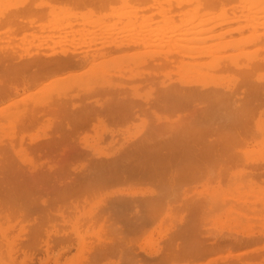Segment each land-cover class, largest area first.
<instances>
[{
  "label": "bare ground",
  "instance_id": "obj_1",
  "mask_svg": "<svg viewBox=\"0 0 264 264\" xmlns=\"http://www.w3.org/2000/svg\"><path fill=\"white\" fill-rule=\"evenodd\" d=\"M63 1L77 7L93 3L97 9L117 2L121 7L119 11L114 9L119 12L115 14L122 21L116 25V18L112 22L107 20L114 22L112 25L99 15L88 13L81 16L67 9L56 10L52 6L45 11L41 9L43 2L39 0H0V25L8 32L3 39L4 43H0V103L17 94L20 89L18 85L24 88L37 78L87 65L83 71L80 69L82 72L78 70V75H74L77 73L74 72L70 80L66 76L62 78V74V79L59 77L61 80H56L51 89L36 97L31 96L33 98L29 100H22L23 96L13 97L0 106V129L4 119L16 121L23 129L46 115L49 118L52 115L55 119L52 134L46 139L33 141V155L24 153L20 157L22 164L29 168L28 174L20 170L18 164L9 161L8 157V148L11 152L16 145L22 146L24 136L18 137V144L15 145L12 141L15 137L11 139L13 135H10V141L6 138L8 146L3 143L6 140L0 138V193L20 200L16 204L13 202L4 206L6 202L3 197L0 200V218L7 219L11 213L18 221L24 220L28 226L25 230L28 237L23 245L34 247L42 241L45 255L38 258V264H46L49 256L56 260L61 253L59 250L49 253L52 244L71 242L67 232L59 234L54 231V224H50L52 230L44 226L51 214L59 216L60 222H65L64 210L77 209L79 203L72 199L69 205L64 202L66 194L93 193V190L111 183L149 182L154 189H147L140 196L135 190L111 191L117 195L101 204L99 210L93 213L95 215L87 213L90 222L87 223L85 218L83 220L88 228L98 223L96 226L101 228L100 233L106 230L110 234L105 239V232V236H101L104 240L99 244L95 242V249L91 245L93 239L89 241L92 246L88 244L89 248L94 249L92 256L86 258L90 264L106 258L115 250L120 255L128 256V251L122 249L129 241V238H124V233L143 227L149 222V217L154 216L163 206L169 219L173 217L174 206L178 213V225L169 230L162 247L147 253L146 264H164L177 260L189 264H212L217 260L219 262L216 264H262L264 256L259 248H264V242L262 245H256V242L264 240V184H258V181L264 182V151L257 150L260 152L258 156H250L240 151L238 154L239 146L236 153L229 150H236V145L247 143V139L255 140L256 134L262 136L264 141V74L257 72L264 68V0ZM234 1L236 5L239 4L240 12L236 5L232 10L230 6L228 8L227 5ZM151 2L157 6H150ZM131 3L143 4V9L139 10ZM149 6L156 9L158 12L155 14L159 15L147 13L149 17L145 16L146 11L143 10ZM41 16L50 20L47 26L53 21L48 26L50 30L45 25L46 32L50 34L47 32L45 40L36 42V46L30 48V43L24 44L23 40L27 34L34 35L35 31L45 30L37 24ZM77 16L81 17L78 19ZM76 19H82V22L77 24L81 26L74 28ZM105 21L107 24L103 23ZM16 33L20 35L14 38ZM67 33H71L70 38L67 36L69 40L66 38ZM53 36L57 38L53 39ZM12 38H19V43H15ZM47 39L52 40L53 45L47 44ZM249 44L259 47L251 51L247 48ZM118 57H123V60L119 62ZM125 57L129 58L128 61ZM205 57L206 61L200 60ZM171 65L178 69V79L171 81L169 73L165 72L162 73L163 79L158 80L162 72L158 70L159 67L167 68L165 66ZM221 71H232L236 75L231 78V82L229 78L230 83H224L215 75ZM67 75L69 77V73ZM143 85L147 92L141 94L138 88ZM159 111L163 115L160 116ZM137 112L149 114L155 120L145 121L147 128L138 136H133L134 139L121 138L119 145L111 147L109 152L94 151L91 155L95 158L84 165L87 166L86 170L79 172L70 181H64L57 175L61 169L54 171L55 162L53 164L52 160L50 164V157L55 154L53 152L57 147L67 141L66 137L76 135L93 119L100 123L111 121L117 124L134 116L139 117ZM141 119V122L145 120ZM61 151L65 156L67 152L64 147H61ZM241 156L242 164L252 166V169L230 171L232 161L237 162ZM44 163L48 165L47 170L38 171L37 166ZM4 172L5 176L2 175ZM48 175H54L51 184L46 182ZM244 175L247 176L245 180L241 179ZM198 180L202 181L204 190L191 186V183ZM222 180L226 183L225 190L221 186ZM210 181L217 183L213 191L208 187ZM9 183L13 185H7ZM179 188L183 197L173 205ZM188 190L192 193L191 198L187 196ZM43 194L47 197L44 198ZM82 200L84 203L86 199ZM210 217L219 224V229L214 232L207 230L205 224L211 223L208 219ZM79 221L82 219L76 217L73 235L79 247H83L89 238L86 235L97 234L94 233L95 229H92L93 233L90 229L81 233L76 226ZM2 231L0 225V233ZM41 234L45 235L43 240H40ZM4 245H7L4 249L9 255L14 253L11 242H5ZM231 248L237 250L232 252ZM221 250L227 252L220 255L217 253L216 257L210 256L212 259L208 260V257L206 262L197 261ZM30 255L28 259L31 260ZM258 257L262 259L261 262L255 260ZM21 264L28 263L23 260Z\"/></svg>",
  "mask_w": 264,
  "mask_h": 264
},
{
  "label": "rangeland",
  "instance_id": "obj_2",
  "mask_svg": "<svg viewBox=\"0 0 264 264\" xmlns=\"http://www.w3.org/2000/svg\"><path fill=\"white\" fill-rule=\"evenodd\" d=\"M41 1L43 2L42 4H41V9H44L45 11L47 10V9H49V8H54V9H58V10H61V11H64L65 9H67V10H69L70 12H72V13H75V14H88V13H92V14H94V15H99L100 16V18L102 17H104V20H111V22H112V19H113V21H115L119 16L117 15V14H115V13H119V12H117V11H119L120 9H118V8H120L121 6H120V4L119 3H117V2H112V4H107V5H105L102 9H97V7H95V6H97V5H95V4H93V3H88V4H86V5H78V7L77 6H75V5H72V4H70L68 1H63V0H39V2L41 3ZM56 1V3H54ZM64 2V3H63ZM68 2V3H67ZM158 2V1H157ZM156 2V3H157ZM58 3V4H57ZM62 3V4H61ZM155 3V4H156ZM232 3H235V4H233L232 5ZM231 3V5L230 4H228L227 6H228V8H230L231 10H232V7L234 8V5H236V2L234 1V2H232ZM50 4V5H49ZM134 7H137V8H139V10L140 9H143V4H133V3H131ZM154 4V3H153ZM48 5V6H47ZM69 5H70V7H69ZM45 6V7H44ZM52 6V7H51ZM72 6H73V8H72ZM85 6V7H84ZM150 6H152V7H154V6H157V5H152V2H151V5ZM150 6H149V8H146V10H143L144 12L146 11V13H145V16H147V17H149L148 16V14L147 13H149V14H151V13H153V15H159V14H155L156 12H158V11H155L156 9H154V8H150ZM226 6V7H227ZM230 6V7H229ZM237 6V9H238V12H240V9L238 8V6H239V4H237L236 5ZM75 7V8H74ZM81 7V8H80ZM72 8V9H71ZM79 8V9H78ZM85 8V9H84ZM157 8V7H156ZM112 9L114 10H117L116 12H115V10L114 11H112ZM229 9V10H230ZM237 9H236V11H237ZM124 11V10H123ZM142 11V10H141ZM141 11H140V13H141ZM114 13L113 15H115L114 17H113V15H112V13ZM144 12H142L143 13V15H144ZM108 13H110V14H108ZM216 13V12H215ZM106 14V15H105ZM147 14V15H146ZM229 15H230V13H228ZM105 15V16H104ZM108 15V16H107ZM117 15V16H116ZM46 16V15H45ZM45 16H41L38 20H39V22H37V24L39 25V27L40 26H43L44 28H45V30H42V31H35L34 33V35H29V34H27L25 37H26V39L25 40H23V41H25L24 42V44H29L30 43V48H33L34 46H36L35 45V43L36 42H40V40H43L44 38L46 39L47 37V32L50 34V32L49 31H47L46 32V30L47 29H49V25H51L52 24V22L53 21H51V24H49L48 26H47V24L48 23H50V20H48V18L47 17H45ZM82 16V15H81ZM81 16H79V17H81ZM44 17V18H43ZM79 17L77 16V18L79 19ZM106 17H109V18H106ZM150 17L152 18V16L150 15ZM154 17V16H153ZM106 18V19H105ZM116 18V19H115ZM155 18H158L159 19V17H155ZM154 18V19H155ZM78 19H76L77 21H75L76 22V24H75V26H74V28L75 27H77V26H81V25H77V24H79L80 23V21L82 22V19H80V21L78 20ZM87 19V18H86ZM115 19V20H114ZM153 19V20H154ZM103 19H101V21H102ZM121 19L119 18V19H117L115 22V24L116 25H118L119 23H121V21H120ZM155 20H157V19H155ZM42 21V22H41ZM45 21V22H44ZM106 21L105 22H103V23H106ZM120 21V22H119ZM79 22V23H78ZM109 22V24H112V25H114L113 23H111L110 21H107V23ZM117 22H119V23H117ZM41 23V24H40ZM47 23V24H46ZM106 23V24H107ZM85 25H86V23H84ZM88 24V23H87ZM45 25L47 26V29H46V27H45ZM231 25H235L234 23H232ZM1 27H0V43H4L3 41H5V40H3V39H5L6 38V33H8V32H5V27L3 26V25H0ZM42 27V28H43ZM4 28V29H3ZM51 28V27H50ZM52 29V28H51ZM41 30V29H40ZM50 30V29H49ZM260 30V29H259ZM45 31V32H44ZM262 31V30H261ZM261 31H259V32H261ZM37 32V33H36ZM44 32V33H43ZM43 33V34H42ZM46 33V35H44ZM247 33V32H246ZM246 33H244V35L246 34ZM41 34V35H40ZM71 34V33H70ZM70 34H68L67 33V35H66V38H67V36L70 38L71 37V35ZM74 34H75V32H74ZM73 34V35H74ZM18 35H20V33H16V35H14V38L15 37H17ZM5 36V37H4ZM32 36V37H31ZM4 37V38H3ZM29 37V38H28ZM35 37L37 38V39H35ZM14 38H12L13 39V41L16 43H19V38H16V39H14ZM32 38V39H31ZM57 38V37H56ZM54 36H53V39H56ZM44 39V40H45ZM68 39V38H67ZM30 40V41H29ZM69 40V39H68ZM67 40V41H68ZM47 42V44L48 43H51L52 45H53V41L52 40H49V39H47L46 40ZM62 41V40H61ZM63 41H65V39L63 40ZM20 42H22V41H20ZM34 42V44H32V43ZM69 42V41H68ZM56 43H54V45H55ZM257 45H253V44H249L248 46H247V48H249V50H253V51H255L259 46H257ZM263 48H264V45L262 46ZM262 48V49H263ZM141 49V48H140ZM143 49V48H142ZM255 49V50H254ZM261 49V50H262ZM144 50V49H143ZM260 50V49H259ZM263 52H264V49H263ZM262 51H261V53H263ZM113 55V54H112ZM111 55V56H112ZM123 58V57H122ZM122 58H119L118 57V61L120 62L121 60H123ZM126 58V57H125ZM128 58V57H127ZM127 58H126V61H128L127 60ZM117 59V58H116ZM129 59V58H128ZM204 59V61H206L207 60V58L205 57V58H201L200 60L202 61ZM124 64V63H123ZM83 67H79V66H77V68L76 67H74V68H70V69H65V70H62V71H59V72H56V73H53V74H49V75H47V76H43V77H40V78H37L36 80H34L33 82H32V84L31 85H28V86H26V87H24V88H21L22 86L21 85H18L19 86V92H17V94H15V95H13V97L14 98H17L18 96H23V97H20L22 100H29V99H31V98H33L34 96L36 97V95L38 96V95H40V94H42V93H44L45 91H47V90H49V89H51L52 87H53V85L57 82V81H59V80H61L62 78H65V76L67 77V79H69L70 80V77L72 76V74H74V72H77V73H75L74 75H78L80 72L79 71H81L80 69H82V71H83V68L84 69H86L87 67V65H82ZM165 67H167V68H164V67H159V69L158 70H161L162 72L161 73H159L160 71H158L157 70V72L160 74L157 78H158V80H160V79H163V75H162V73H165V72H168L169 73V77L171 78V81H173V82H175V80H177L178 79V77H179V75H176V74H179V71H178V69L175 67V66H165ZM170 67H174V68H170ZM160 68H162V69H160ZM145 68H143V69H141V70H144ZM164 69V70H163ZM168 69V70H167ZM263 69V70H262ZM79 70V71H78ZM167 70V71H166ZM176 70L178 71V72H176ZM72 71V72H71ZM81 71V72H82ZM140 71V70H139ZM225 72V73H224ZM257 72H259L260 74H264V68H261V70H259V71H257ZM69 73V77H68V74ZM127 74H129L128 72H126ZM232 73H234V72H232V71H221V72H216L215 73V75L218 77V78H221V80L224 82V83H230L231 82V78L232 77H234L235 75H236V73H234V74H232ZM63 74V75H62ZM71 74V75H70ZM57 75H59V76H57ZM61 75L63 76L62 78H61ZM73 75V76H74ZM177 76V77H176ZM61 79H60V78ZM73 77H71V79H72ZM223 78V79H222ZM229 78H230V82H229ZM50 79V80H49ZM166 79V78H165ZM228 79V80H227ZM49 80V81H48ZM57 80V81H56ZM47 81V82H46ZM51 81V82H50ZM49 82V83H48ZM47 84V85H46ZM53 84V85H52ZM126 84H128V85H130V82L129 81H126ZM42 88V89H41ZM38 89H39V91H38ZM143 89V90H142ZM146 86L145 85H143V86H140L139 88H138V90H139V92L142 94V93H146L147 91H146ZM24 90V91H23ZM129 90V89H128ZM28 91V92H27ZM23 93V94H22ZM27 93V94H26ZM29 93V94H28ZM22 94V95H21ZM25 94V95H24ZM31 96H33V97H31ZM13 97H11L9 100H11V99H13ZM29 97V98H28ZM9 100H6V102H4L5 104L9 101ZM74 101H76V99L74 100ZM3 102H1L0 103V106L1 105H3L4 104ZM137 113H139V112H137ZM158 114L161 116V115H163V113L161 112V111H159L158 112ZM51 117L49 118V116L48 115H46V116H43V118H40V119H38V120H36L35 122H33V124H30V125H28V126H26V128L25 129H23V128H20V126L18 125V123L16 122V121H5V119L2 121V126H1V129H0V133L2 132V131H4V132H2V134H0L1 136H0V138L2 137V138H4V139H2L3 141L4 140H6V138H7V140H9L10 141V138L12 137V136H10V135H13V137L11 138V139H13L14 137L16 138H14L12 141L15 143V145H16V143H17V139L19 140V138L18 137H21V136H24V140H22V146H20L18 143V145H16V147H14V149H11V152L9 151L10 150V148H8V157H9V161H11V162H13L14 164H18L17 165V167L18 168H20V170H22V171H26V173L28 174V166H26V164H22V162H21V160H20V157H21V155H23L24 153H27L28 155L29 154H32L33 155V153L31 152L32 151V147H33V141L35 140V141H39V140H43V138H45L46 139V137L47 136H50L51 134H52V128H53V126H54V122H55V119L53 118V116L52 115H50ZM49 118V120H48V118ZM171 117V116H170ZM172 117H173V115H172ZM141 118H145V120L144 121H142L141 122ZM51 119V120H50ZM155 120V118L153 117V116H151V115H149V114H147V115H144V114H140L139 113V117H137V116H134V117H131L130 119H128V121H123V122H117V124L114 122H111V121H106L105 123H100V122H98V121H96V119H93L90 123H88L84 128H82V129H80L77 133H76V135L74 134V136H72V137H66V142H64L62 145H60L61 147H64V150H65V156H64V154H61V147H57L56 149H55V151L53 152V153H55V154H53V156H51L50 157V159H51V162H49L50 164H52V160H53V164H54V162H55V166H54V171L57 169H61L60 170V172L57 174L58 176H61V179L62 180H64V181H68V179H69V181L70 180H72V177L73 178H75L74 176H76L79 172H84V170H86V167L87 166H84L86 163H88L89 162V160L90 159H93V157L95 158V156L94 155H91V153L93 154L94 153V151H107V152H109L114 146H118L119 145V142H121L122 140H124V139H127V138H131V139H134V137L135 136H138L140 133H142L146 128H147V125H145L144 124V122L145 121H147V122H149V121H154ZM52 121V122H51ZM4 122V123H3ZM11 122V123H10ZM52 123V125H51V123ZM3 124H4V127H3ZM16 126H15V125ZM124 124V125H123ZM131 124V125H130ZM9 125V126H8ZM18 125V126H17ZM43 125V126H42ZM6 126H7V128H6ZM14 126H15V129H14ZM50 126H51V128H50ZM13 127V128H12ZM46 127V128H45ZM49 127V128H48ZM142 127H143V129H142ZM12 129H13V131H12ZM50 129V130H49ZM18 132V133H16L15 134V132L16 131ZM46 130V131H45ZM49 130V131H48ZM139 130V131H138ZM32 131V132H31ZM97 131V132H96ZM19 132H21V134L19 133ZM24 132V133H23ZM47 133V134H45L44 135V133ZM13 133V134H12ZM139 133V134H138ZM7 134V136H5V135ZM44 136H43V135ZM110 134V135H109ZM257 136H254L256 139L255 140H252V139H247V143H243L242 142V144H238V145H236V147L237 148H235L236 150H229L230 152H237V150H238V148H239V150H238V154H239V151L240 152H242L243 154H244V152L246 153V154H248V155H250V156H256V154H257V156H258V154L260 153V152H263L264 151V145H263V143H264V141L262 140V136H260V135H258V134H256ZM17 136V137H16ZM134 136V137H133ZM259 136V137H258ZM10 137V138H9ZM127 137V138H126ZM251 137V136H250ZM9 138V139H8ZM72 138V139H71ZM97 138V139H96ZM109 138V139H108ZM121 138H123L122 140H121ZM259 138V139H258ZM0 139V140H1ZM26 139V140H25ZM80 139V140H79ZM258 139V140H257ZM6 140V142H3V143H6L7 144V146L9 145L8 143H9V141H7ZM113 140V141H112ZM121 140V141H120ZM16 141V142H15ZM112 141V142H111ZM250 141V142H249ZM253 141V142H252ZM27 142V143H26ZM87 142V143H86ZM29 143V144H28ZM102 143V144H101ZM249 143V144H248ZM261 143H262V146H261ZM109 144V145H108ZM128 144V143H127ZM112 145V146H111ZM243 145V146H242ZM259 145H260V148L258 149V147H259ZM66 146V147H65ZM239 146V147H238ZM19 147H20V150H19ZM93 147V148H92ZM95 147H96V149H95ZM109 147V148H108ZM112 147V148H111ZM27 149V150H24V149ZM66 148V149H65ZM108 149V150H107ZM110 149V150H109ZM254 149V150H253ZM14 150V151H13ZM30 150V151H29ZM245 150V151H244ZM257 150H259L258 152H257ZM59 151V152H58ZM72 151V153L70 154V152ZM113 151V150H112ZM111 151V152H112ZM255 152V154H254V152ZM15 152V153H14ZM20 153V155H19V153ZM30 152V153H29ZM249 152V153H248ZM13 153H14V155L16 154V155H18V156H14L13 155ZM241 153V155L243 156V154ZM252 153V154H251ZM237 154V155H238ZM25 155V154H24ZM23 155V156H24ZM29 156H31V155H29ZM58 156V157H57ZM242 156H241V158L240 159H238V161L237 162H233L232 161V163L230 164L231 166V169L229 168V170L230 171H235V169H236V171L238 170H244V169H252V166H248V165H245V164H242V161H240L241 159H243L242 158ZM18 158V159H17ZM53 158V159H52ZM56 159V160H55ZM17 162V163H16ZM21 162V163H20ZM36 162V161H35ZM38 163V162H37ZM83 163V164H82ZM36 164V163H35ZM79 165V166H78ZM236 165V166H235ZM45 169H43L42 167ZM41 166H37V167H39V168H36L38 171H46L47 170V167H48V165L47 164H43V165H41ZM46 166V167H45ZM234 167V168H233ZM241 167H242V169H241ZM245 167V168H244ZM42 168V169H41ZM81 168V169H80ZM74 169V170H73ZM76 170H77V172H76ZM80 170V171H79ZM168 170V169H167ZM167 172V171H166ZM61 174V175H60ZM74 174V175H73ZM244 174V173H243ZM3 176H5V172L2 174ZM55 176H56V174H54ZM54 175H53V177H54ZM73 175V176H72ZM52 175H48V177H47V181L46 182H48L47 184H51V181L53 180L52 178ZM246 175H244L243 177H241V179L243 178V180H245L246 179ZM67 179V180H66ZM240 178H238V180H241ZM201 180V179H200ZM237 180V179H236ZM202 181H197V182H193V183H191V186L192 185H194V187L196 188V189H200V190H204L203 189V184L201 183ZM211 183H209L208 185V187H209V189L210 190H214V188H217V185H215V184H217V183H214V181H210ZM225 181L224 180H222V182H221V186H222V188H224V190L226 189V185H224V184H226V183H224ZM236 182H238V181H236ZM65 183V182H64ZM213 183V184H212ZM223 183V184H222ZM261 183V184H260ZM245 184V183H244ZM258 184L259 185H263L264 184V182L262 183V182H259L258 181ZM7 185H9V186H12L13 185V183H9V184H7ZM146 186V187H145ZM121 187V188H120ZM116 188V189H115ZM124 188V189H123ZM1 189V188H0ZM107 189H109V191L107 192ZM147 189H154V186H153V184H150L149 182H128V183H126V182H124V183H111V184H109V185H106L105 187H100V188H97V189H95V190H93V193L92 192H85V193H81V192H73V193H68V194H66L65 195V200H64V202H66V204L67 205H69L70 204V200L71 201H73V202H75V203H79L78 205H77V209L76 210H68V209H66V210H64L65 211V219H67L66 221L68 222H60V217L59 216H57V215H53V214H51V217L49 218V220L47 221V223H45V227L46 228H48L49 230H52V228H54V229H56V230H54V231H56V232H60L59 234H62V233H64V232H67V234H69L70 236H71V242L69 243V242H67V243H65V242H59V243H54V244H52V241H51V248L49 249V253L51 252V251H54L55 252V250L57 251V250H59V251H61V253L58 255V257H57V259L56 260H54V259H52L53 257L52 256H49V259H48V261H47V263L46 264H68V263H70V264H90L87 260H86V258H89V257H91L92 256V252L94 251V249L97 247V244H99L100 243V241H102V240H104V238L106 239H108V236L110 235L109 234V232L108 231H106V230H104V232L103 231H101V233H100V229L101 228H99V225L98 226H96L98 223H94L93 224V227L90 229V227L88 228L87 226H86V224L88 223V222H90V221H88L89 219H88V214L87 213H95L96 211H98L99 209H98V207L101 205V204H103L104 202H108L112 197H114L115 195H117L116 193L114 194V193H112L111 191H115V190H124V191H133V190H135L136 191V193L138 194V196H140V194H143V193H145V192H147L146 190ZM182 190H181V188H179V190H176V198H174L173 200H174V202H172L173 203V205H175V204H177L175 201H177V200H179V201H181V198L183 197V193L181 192ZM209 191V190H208ZM181 192V193H180ZM188 194H187V196H188V198H191V196H192V193L188 190V191H186ZM95 193V194H94ZM190 193V194H189ZM76 194V195H75ZM84 194V195H83ZM87 194V195H86ZM112 194V196H110ZM67 195H69V196H67ZM71 195V196H70ZM85 195L87 196V197H85ZM95 195H96V197H95ZM89 196H90V198H89ZM93 196V197H92ZM242 196H244V193L242 194ZM3 197H4V200H5V202H6V204H4V206H9L10 205V203H18L17 201H20V200H17V198L16 197H8V196H6V195H4L3 196V193H0V200H2L3 199ZM43 197L44 198H46L47 197V195H45V194H43ZM110 197V198H109ZM179 197V198H178ZM8 198V199H7ZM14 198V199H13ZM78 198V199H77ZM88 198V199H87ZM77 199V200H76ZM82 199H86L85 201H84V203H83V200ZM93 199V200H92ZM95 199V200H94ZM16 200V201H15ZM77 202H76V201ZM89 200V201H88ZM10 201H12V202H10ZM86 201H88L87 203H86ZM90 201H91V203H90ZM179 201H177V202H179ZM59 203H62V202H59ZM83 204V205H82ZM89 204H91L90 206H88ZM87 205V206H86ZM176 207L178 208V206L176 205ZM84 209V210H83ZM94 209H96V210H94ZM83 210V211H82ZM166 210V208L163 206V207H161L160 208V210L157 212V213H155V215L154 216H150L149 217V222H147L143 227H138V228H136V229H134V231H132V232H125L124 233V238L126 237V239L127 238H129L128 240L129 241H127L126 242V245L124 244L122 247V249L123 250H126V251H128V256L127 255H120L116 250L114 251V252H110L109 254H108V256L106 257V258H100L98 261H96V263L95 264H111V263H114V264H118V263H121V264H146L145 263V259L148 257L147 255V253L150 251V250H155V249H159L160 247H162L163 246V240L165 239V237H166V235L168 236V232H169V230L171 229V228H173V226L175 227V226H177L178 224H177V221H176V219H177V216H178V213H177V210L175 211L174 210V206H173V214H172V219H169V215L167 214V211H165ZM69 211V212H68ZM73 211V212H72ZM89 211H91V212H89ZM79 212V213H78ZM86 213V214H85ZM80 216H79V215ZM84 216H82V215ZM93 215H95V214H93ZM82 216V217H81ZM210 216H213L212 214L210 215ZM54 217V218H53ZM76 217H78V220H81L82 219V221H79V223L76 225V226H78L79 227V230H80V232L81 233H84L85 231H83V230H87V232H88V230L90 229V230H92V229H95L94 230V233H96L97 235H95V234H91L90 236L89 235H86L87 237H89L88 239H86L85 241V243H84V246L83 247H79V245H78V243H77V240H75V234L73 235V233H74V230H73V225H74V222H75V218ZM85 218V220H86V222H84L85 220H83ZM214 218V217H213ZM1 220H0V225L2 226V230L4 231H2V233H0V243H1V245H0V264H21V262L23 261V260H25L26 261V263H28V264H38V258H43L44 257V255H45V251L43 250L44 249V244H42V241H39V243L41 242V244H38V246L37 245H35L34 247L33 246H31V245H29V244H26V245H23L26 241H25V239H27V235H26V233H25V230L26 229H28V226L26 225V223L24 222V220H21L20 219V221H18L16 218H14L12 215H11V213L9 214V218L7 217V219L6 218H0ZM6 219V220H5ZM8 219H9V221H8ZM209 220H211V223H209V222H206L205 224H206V226H207V230H209L210 232H214L215 231V229L217 230V229H219V224L216 222V220L215 219H213L214 220V222H212L213 220H212V218L210 217V218H208ZM208 219H207V221H208ZM4 220V221H3ZM3 221V222H2ZM94 221H95V219H94ZM174 221H176V223L174 222ZM18 222V223H17ZM96 222V221H95ZM5 223V224H4ZM22 223V224H21ZM54 224V227H52V225H50V224ZM66 223V224H65ZM81 223H83V225L81 224ZM84 223H85V225H84ZM14 224V225H13ZM20 224V225H19ZM174 224V225H173ZM264 224V223H263ZM23 225V226H22ZM88 225V224H87ZM8 226V228H6ZM84 226H86L85 228H88V229H85L84 228ZM214 226V227H213ZM256 226V225H255ZM27 227V228H26ZM52 227V228H51ZM18 228H19V230H18ZM23 228V229H22ZM51 228V229H50ZM5 229V230H4ZM57 229H58V231H57ZM68 229V230H67ZM89 230V231H90ZM97 230L99 231V232H97ZM173 230V229H172ZM203 231H205V229H203ZM17 232V233H16ZM69 232V233H68ZM107 234H106V233ZM172 231H170V233H171ZM206 232V231H205ZM4 233H5V235H4ZM7 233V234H6ZM90 233V232H89ZM92 233H93V230H92ZM168 233V234H167ZM105 234H106V236H105ZM109 234V235H108ZM7 235V236H6ZM21 235V236H20ZM73 235V236H72ZM102 235H104L105 237L103 238V237H101ZM127 235V236H126ZM6 236V237H5ZM25 236H26V238H25ZM85 236V238H87ZM44 237H45V235L44 234H41L40 235V240L42 239H44ZM3 238V239H2ZM6 238V239H5ZM11 238V239H10ZM5 239V240H4ZM10 239V240H9ZM38 239H39V237H38ZM76 239H77V237H76ZM93 239V243H91V245H93V247H94V249L92 248L91 249V245H90V242H92V241H90V240H92ZM3 240L5 241V242H11V246H12V249H14L15 251H14V253H12L11 255H9L7 252V250L6 249H4V247L6 246V248H7V245H4L5 244V242H3ZM6 240H8V241H6ZM97 240V241H96ZM131 240V241H130ZM87 241H88V243H87ZM90 241V242H89ZM97 244H96V243ZM129 242V243H128ZM263 242H264V240H261V241H258V242H256V245H262L263 244ZM19 243V244H18ZM68 244H70L69 246H66V245H68ZM91 246L90 248H89V245ZM96 244V245H95ZM130 244V245H129ZM72 245H74V246H72ZM18 246V247H17ZM87 246H88V248H87ZM3 247V248H2ZM22 247V248H21ZM59 247V248H58ZM154 248V249H153ZM20 249V250H19ZM237 250V248H231L230 249V251H236ZM93 250V251H92ZM259 250H261V254H263V256H264V248L263 247H260L259 248ZM17 251V252H16ZM26 252V253H25ZM32 252V253H31ZM227 252V250H221V251H218V252H214V253H212V254H210V255H208V256H206V257H203V258H200V259H198L197 261H203V262H206L205 260H207V258H208V260H211L210 259V256L212 257V256H214V257H216V254L217 253H219L218 255H220V253H226ZM23 253V254H22ZM31 254V255H30ZM28 255H30V256H32L31 258V260L30 259H28ZM131 257V259L130 258H127L126 259V257ZM13 257V258H12ZM27 257V258H26ZM213 257V258H214ZM83 258H85V259H83ZM137 259V260H136ZM207 260V261H208ZM256 261L258 260V261H260V260H262L260 257H258L257 259H255ZM72 261V262H71ZM196 261V260H195ZM14 262V263H13ZM83 262V263H82ZM215 262V263H214ZM219 261L217 260V261H213V263L212 264H216V263H218ZM261 262V261H260ZM189 264L190 262H185V261H183V260H177L176 262H166V263H164V264ZM264 263V260H262V264Z\"/></svg>",
  "mask_w": 264,
  "mask_h": 264
}]
</instances>
